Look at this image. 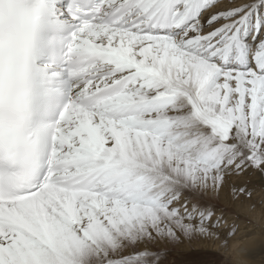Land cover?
<instances>
[{
	"label": "snow or ice",
	"instance_id": "6c2138e0",
	"mask_svg": "<svg viewBox=\"0 0 264 264\" xmlns=\"http://www.w3.org/2000/svg\"><path fill=\"white\" fill-rule=\"evenodd\" d=\"M258 204L264 0H0V264L246 255Z\"/></svg>",
	"mask_w": 264,
	"mask_h": 264
},
{
	"label": "bare ground",
	"instance_id": "6f19581e",
	"mask_svg": "<svg viewBox=\"0 0 264 264\" xmlns=\"http://www.w3.org/2000/svg\"><path fill=\"white\" fill-rule=\"evenodd\" d=\"M257 200L259 201V197H257ZM230 210H232L236 214H238V216H240L239 217L240 220H241V218L243 219V220H241V222L243 221L244 223H246L249 220H251L252 221L251 230L256 231L258 233V236L255 240V247L252 250H250L246 255H238L236 251L232 252L230 255L226 256L228 259V263H225V264H244L245 261H249V262H251V264H255V262L252 259L253 254L255 253V254L259 255L260 253L263 252V248L258 250L257 247L260 245L259 242H262L261 240H259L260 239L259 233L262 229H264V207H261L258 204L257 211L254 213L249 211L246 208V206H244V205L232 206L230 208ZM247 219H248V221H247ZM243 235H245V233L241 232L240 236H243ZM246 243H250V242H246ZM190 249H193V248H185V249L179 250L178 252L189 253V252H191ZM195 249H200V248H195ZM204 251H206V250H204Z\"/></svg>",
	"mask_w": 264,
	"mask_h": 264
},
{
	"label": "rangeland",
	"instance_id": "374dc122",
	"mask_svg": "<svg viewBox=\"0 0 264 264\" xmlns=\"http://www.w3.org/2000/svg\"><path fill=\"white\" fill-rule=\"evenodd\" d=\"M255 182L260 183L258 178H255ZM241 220L243 219L241 218ZM259 244L260 245L257 248L258 250L263 248V252L260 253L259 255L254 253L252 259L255 262V264H264V241L259 242ZM190 250L191 252L189 253L178 252V251L173 253V255L169 258L170 264H225V263H228V259L225 256H217V255H214L212 252L204 251L201 249H190Z\"/></svg>",
	"mask_w": 264,
	"mask_h": 264
}]
</instances>
